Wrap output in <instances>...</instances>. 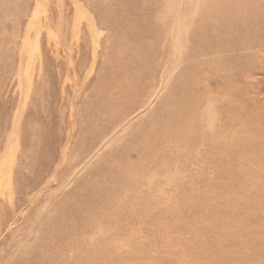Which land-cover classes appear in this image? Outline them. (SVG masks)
<instances>
[{"label":"rangeland","instance_id":"374dc122","mask_svg":"<svg viewBox=\"0 0 264 264\" xmlns=\"http://www.w3.org/2000/svg\"><path fill=\"white\" fill-rule=\"evenodd\" d=\"M221 1L0 0V167L12 159L16 189L0 212V264H264V46H226L218 33L194 39L195 13L201 20ZM259 2L245 0V6ZM87 20L95 33L83 30L80 42L74 35L73 50L39 37L63 27L67 39L74 28L89 27ZM255 29V41L264 40V13ZM174 39L182 49L179 59H173ZM125 67L127 80L137 77L142 93L129 96L130 104L111 119L92 105L124 91L114 86ZM227 67L236 69L231 83L237 85L221 91ZM187 74L199 81L194 113L209 116L205 122L191 116L181 136L167 127L160 138L169 156L153 155L148 168L170 171L173 179L137 176L107 202L93 177L96 165L109 172L118 140L137 134ZM173 106L181 110L183 99ZM73 108L80 112L75 133L81 136L68 140L74 159L67 162L53 154L63 144L56 134L59 116L65 112L71 125ZM92 117L96 129L89 125ZM28 126L41 142L47 134L33 162L22 151L27 145L12 146ZM36 148L33 142L30 150ZM142 150H130L126 163L133 165ZM27 175L35 179L23 188ZM194 182L199 185L189 188ZM150 193L162 210L174 204L175 216L155 220L140 204ZM74 194L88 196V215L69 200ZM73 221L88 227L75 228Z\"/></svg>","mask_w":264,"mask_h":264},{"label":"bare ground","instance_id":"6f19581e","mask_svg":"<svg viewBox=\"0 0 264 264\" xmlns=\"http://www.w3.org/2000/svg\"><path fill=\"white\" fill-rule=\"evenodd\" d=\"M262 13H264V0H260L256 8L245 6V0H222L220 4L217 3L215 5H210L208 7L207 11L203 13L204 14L203 19L199 20V16H200L199 12L195 13L194 18L191 17L193 19L192 29H198L196 34L193 32L192 34H195L194 39L201 40L207 37L209 33H213V34L218 33L220 39L226 46L237 47L244 45L245 47H250L255 43L257 44L259 43V45L264 46V40L259 39L255 41V37L258 35V30L255 28L257 26L258 20L262 16ZM210 14L213 16L211 19L207 17ZM87 23L89 24V27L85 26L83 28H79L76 31L74 28V31H71L72 35L69 38H71L72 41H70L69 38L66 39L65 36H67V33L65 32L66 29L63 27H57L56 32L52 30H47L48 32L47 36L44 32V34L40 33L39 37L41 38L44 37L46 43L55 42L56 44H58L57 45L58 48L65 46L67 49L73 50V46L76 44L74 42L75 36L78 37L80 42L79 35L82 34L83 30L88 31L87 35L88 36L90 35V37L95 33V25L92 24L89 20H87ZM57 24H63V23L59 21L57 22ZM176 25L178 26L177 29V33H178V30H182V24H180V20L176 22ZM252 30H254L253 34L250 33ZM255 30H257V33H255ZM99 34H100V30H98V35ZM105 40L106 38L104 37V42ZM173 43H174V49L172 52L173 59H177V58L179 59V56L181 55L180 53H182V49L179 50L177 40L174 39ZM79 45L81 47L80 43ZM196 46L198 47V44ZM151 51L156 53L157 50H155L153 46L151 48ZM172 55H171V60H172ZM33 64L34 63H32V65ZM208 64H210V61L208 62ZM230 69H231L230 67H227L228 75L226 77L224 76L221 78L222 80V82L220 83L221 91H230L236 88L237 83L236 84L231 83V78L233 75H237V71L236 69L234 71ZM240 76L242 77L244 76V74H241ZM117 78H118L117 82H115L117 84H115L114 87L115 88L117 87V89H122L124 91H118V93L108 94L103 99V101H101L102 104L99 102L98 104L92 105L93 109H95L97 106H102L105 112L111 117V119L116 118L117 115L121 113L123 108H125L127 105L130 104L127 99L129 96L139 95L140 93H142V91H137L139 90L137 77L132 78L130 81L127 80L128 77H127L126 67L124 69L121 68L119 70V77ZM198 84L199 81H192L188 74L185 77L180 78V80L176 84L177 86L169 91L168 98L165 100L164 104L159 108V110H157L155 113L152 114L151 118H149L148 121L141 127L139 132L134 136H132L130 139L121 137L118 140L114 154L107 160V164L111 168V170L109 172H106L103 170V167L99 166V164L101 163H98L96 165L95 173L93 177L96 183L99 185V187H101L107 193V202H111L114 199H116V197L121 194L122 190L128 188L132 184L130 180L137 176L141 178L158 180L161 178V176L165 175L167 176L168 181H171L173 179L172 172L168 171L169 173L166 172L165 174H162L159 171L148 168V164L153 155H158V157L163 160L168 158L169 152L166 151L159 143L160 138L166 134L167 127L169 131L181 136L184 132V129H186L185 124L191 116L193 117L195 116L197 119L203 118L204 122L206 116H209L208 112L201 117H197V114L194 113L193 108L197 102V99L199 98ZM38 91L39 90L36 91L34 90L32 92L33 94L35 93L37 94ZM42 97L43 96H41V98ZM177 97L182 98L184 101V106L181 110H176L173 106V102ZM24 98H26V96ZM208 111L210 112L209 107H208ZM71 112H72L71 118H69L72 120L71 125L67 120L68 116L65 112L64 113L62 112L61 115L59 116V120L61 123L60 127L62 126L61 128L63 129L61 130L60 128L59 131L57 130L56 134L59 133V136L62 139L63 144L56 151V153L53 154V157L55 156L62 157V159L67 162H71L74 159V156H72L71 158L69 157L70 156L69 141L72 140L74 137L80 139L81 136L75 133L77 128V119H78V117L75 118V115L79 116L80 112L78 113L77 108L76 109L73 108ZM162 115H165L166 119H162L161 117ZM62 119L64 120V122L61 121ZM65 120L67 122H65ZM177 120L178 122L176 123ZM207 122H208L207 124L211 125L213 123V119L209 118ZM89 125L91 129H96L98 127L97 119L95 117L90 118ZM27 128L29 129H27V131L22 134L23 138L20 139V143L16 142L12 146H14V148L17 149L18 145L19 147L22 144L27 145L26 148L23 147L22 145V151H26L27 149V151L25 152L26 154L25 159L27 160V162L29 161L33 162L34 158H32L31 156L33 155L35 156L38 150L42 149V147L45 145V139L47 134L45 135L44 133L45 138L43 139V142H41L39 136L34 137V134L32 133L33 131H31V127L28 126ZM62 134H65L63 135L64 137L62 136ZM131 139H134L133 141H135V143H132ZM33 142H35V144L40 145L41 148H36V150L35 149L30 150L31 144ZM138 146H141L143 149L139 159L133 165L127 164L125 161V155L128 154L130 150L135 151L136 147ZM12 155L13 154L9 155L7 158H12ZM11 160L12 159H10V161L7 160L4 164H2V167H0V179L6 177L5 181L0 182L2 184V186L0 187V212L4 210L5 201L11 198L8 197V195L12 194L16 190L13 188L15 186V181L13 178H11V170H10L12 164ZM125 172H127V174ZM34 179H35L34 177L31 178L29 177V175H27L26 177L23 178V180H21L22 183L19 185H21L23 188H27L31 185ZM204 184L205 182L202 183V185ZM197 185L199 184L197 182H194V183H190L188 187L194 188ZM71 198L74 201H76L80 209H83L84 213L88 215L89 210L92 209L88 196L87 195L79 196L78 194H74L73 197L69 198V200H71ZM140 204L142 208H144L145 210L149 211L152 214L155 220L166 221L169 215L175 216L178 210V208L174 204L172 205L171 209L168 210L160 209L158 197H153L151 193L143 196L140 201ZM94 208H97L103 212V210L100 207H94ZM104 213L105 212H103V215L105 216ZM109 220H111V218ZM73 222H74L73 227L75 228L78 227L81 229H86L88 227L87 223L83 225L77 223L76 221ZM115 224L117 223L115 222ZM95 245L101 246L102 241L101 242L95 241ZM47 255L48 254H43V256H47Z\"/></svg>","mask_w":264,"mask_h":264}]
</instances>
